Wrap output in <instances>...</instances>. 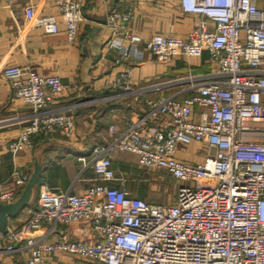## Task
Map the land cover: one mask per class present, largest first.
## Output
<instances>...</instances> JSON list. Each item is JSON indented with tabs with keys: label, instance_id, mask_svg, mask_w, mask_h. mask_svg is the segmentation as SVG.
<instances>
[{
	"label": "built area",
	"instance_id": "obj_1",
	"mask_svg": "<svg viewBox=\"0 0 264 264\" xmlns=\"http://www.w3.org/2000/svg\"><path fill=\"white\" fill-rule=\"evenodd\" d=\"M178 1L184 12L199 15L192 29L183 36L125 32L130 44L125 55L139 54L140 43L165 61L197 58L206 49L213 68L176 77L170 83L186 82L184 90L192 94L181 100L172 95L146 98L142 115L123 129L111 124V140L95 146L90 157L77 156L101 180L121 185L99 182L74 193L42 184L29 216L0 232L6 241L1 253L23 254L25 264H50L54 253L103 264H264V9L255 0ZM13 3L0 0V8ZM81 7L82 0H54L69 41L76 37ZM23 11L24 28L59 31L55 13H38L30 2ZM119 19L127 15L116 9L106 16L113 32ZM107 44L116 43L110 39ZM2 73L13 95L32 109L19 118L22 129L7 141L13 156L30 147L38 132L74 133L72 114L50 106L72 84L30 65L8 64ZM130 76V65L117 75L119 94L144 90L132 88ZM195 105L201 109L193 118ZM163 116H170L171 124L159 121ZM193 142L205 148L202 159L176 156L180 145ZM116 150L136 153L141 166L175 178L180 184L176 198L156 203L130 193L111 164ZM29 175L14 161L11 185L0 191V201L15 199ZM70 222H80L83 234L94 233L95 240L65 235L49 239L56 224Z\"/></svg>",
	"mask_w": 264,
	"mask_h": 264
},
{
	"label": "crops",
	"instance_id": "obj_2",
	"mask_svg": "<svg viewBox=\"0 0 264 264\" xmlns=\"http://www.w3.org/2000/svg\"><path fill=\"white\" fill-rule=\"evenodd\" d=\"M27 2L34 4L38 13H55L59 31L45 33L39 26L24 28L23 5ZM255 2L264 9V0ZM113 9L127 15V19L118 20L120 26L116 32L106 23L107 14ZM81 16L76 37L69 41L62 16L54 8V0H14L11 7L0 8V191L11 185L9 175L14 161L29 173L35 160L42 167L29 203L16 216L8 219L7 227L18 226L29 216L30 209L37 205L38 192L44 183L56 190L74 193H81L86 187L99 182L121 185L118 180H101L91 166L83 167L77 156L83 154L90 157L95 146L111 140L112 134L108 130L111 124L123 129L128 120L142 115L147 108L146 98L172 95L181 100L192 94L193 91L184 90L186 82L170 83L176 77L206 73L213 68L206 49L197 58L182 56L165 61L140 43L137 46L139 54L131 52L125 55L130 51L125 32L142 37H149L155 32L183 36L192 29L199 15L184 12L178 0H82ZM110 39L116 44L108 46ZM13 63L34 66L43 74H56L63 82L74 86L50 104L72 114L74 133L68 135L60 130L38 132L32 136V145L16 156L7 149V141L22 129L24 123L19 122V118L32 109L13 95L9 79L2 73L5 65ZM128 65L131 66V87L144 88L139 94L122 95L114 87L117 75ZM200 109L194 106L193 118L197 117ZM159 121L171 124L172 119L163 116ZM204 151L201 144L193 142L189 146L180 145L176 156L187 161L200 160ZM111 164L116 176L123 178V186L130 193L144 198L146 187L140 182L149 169L139 164L137 154L116 150L112 153ZM80 225V222L58 223L49 239L65 235L71 239L95 240V234H83ZM5 244L0 234V248ZM0 260L5 264H25L23 254L10 256L0 252ZM49 262L103 264L65 253L52 254Z\"/></svg>",
	"mask_w": 264,
	"mask_h": 264
},
{
	"label": "rangeland",
	"instance_id": "obj_3",
	"mask_svg": "<svg viewBox=\"0 0 264 264\" xmlns=\"http://www.w3.org/2000/svg\"><path fill=\"white\" fill-rule=\"evenodd\" d=\"M140 182L144 184V198L150 202L164 203L171 202L176 198L179 182L162 169H149Z\"/></svg>",
	"mask_w": 264,
	"mask_h": 264
},
{
	"label": "water",
	"instance_id": "obj_4",
	"mask_svg": "<svg viewBox=\"0 0 264 264\" xmlns=\"http://www.w3.org/2000/svg\"><path fill=\"white\" fill-rule=\"evenodd\" d=\"M41 169L40 162L35 160L29 178L17 197L9 202L0 201V232H5L8 219L16 216L18 212L29 203L38 183Z\"/></svg>",
	"mask_w": 264,
	"mask_h": 264
}]
</instances>
